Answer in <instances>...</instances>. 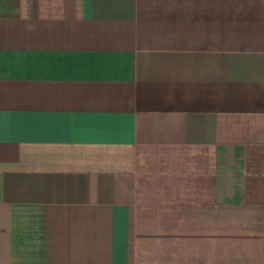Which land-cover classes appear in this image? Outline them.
<instances>
[{
	"label": "crops",
	"instance_id": "crops-1",
	"mask_svg": "<svg viewBox=\"0 0 264 264\" xmlns=\"http://www.w3.org/2000/svg\"><path fill=\"white\" fill-rule=\"evenodd\" d=\"M0 264H264V0H0Z\"/></svg>",
	"mask_w": 264,
	"mask_h": 264
}]
</instances>
